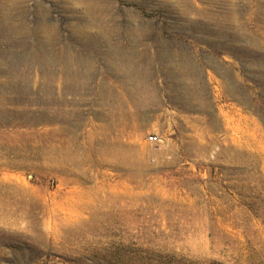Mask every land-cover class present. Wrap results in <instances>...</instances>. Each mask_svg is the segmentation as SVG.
<instances>
[{"label": "rangeland", "instance_id": "374dc122", "mask_svg": "<svg viewBox=\"0 0 264 264\" xmlns=\"http://www.w3.org/2000/svg\"><path fill=\"white\" fill-rule=\"evenodd\" d=\"M0 264H264V0H0Z\"/></svg>", "mask_w": 264, "mask_h": 264}, {"label": "built area", "instance_id": "2783aa9c", "mask_svg": "<svg viewBox=\"0 0 264 264\" xmlns=\"http://www.w3.org/2000/svg\"><path fill=\"white\" fill-rule=\"evenodd\" d=\"M148 140L151 142V143H155L159 140V137L156 135V134H151L149 137H148Z\"/></svg>", "mask_w": 264, "mask_h": 264}, {"label": "bare ground", "instance_id": "6f19581e", "mask_svg": "<svg viewBox=\"0 0 264 264\" xmlns=\"http://www.w3.org/2000/svg\"><path fill=\"white\" fill-rule=\"evenodd\" d=\"M118 149V148H117ZM87 161V160H86Z\"/></svg>", "mask_w": 264, "mask_h": 264}]
</instances>
